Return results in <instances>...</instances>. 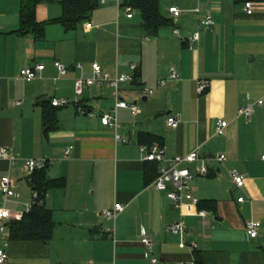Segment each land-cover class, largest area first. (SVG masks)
Listing matches in <instances>:
<instances>
[{
    "label": "crops",
    "instance_id": "obj_1",
    "mask_svg": "<svg viewBox=\"0 0 264 264\" xmlns=\"http://www.w3.org/2000/svg\"><path fill=\"white\" fill-rule=\"evenodd\" d=\"M134 1L107 0L76 29L67 30L51 23L62 16V6L49 17L47 5L54 3L46 0L37 7V21L47 24L38 36L22 30L25 0H0V148L16 162L0 159V185L10 176L19 195L5 200L0 190V209L23 217L42 183L55 224L51 240L44 243L11 240L13 221L7 222L0 252H8L9 264H153V259L190 264L195 251L206 264H264V105L250 120L238 116L242 106L264 100V0H159L170 23L154 36L144 32L141 14L130 5ZM171 7L182 11L179 18L169 13ZM197 11L211 14L215 26L201 29ZM55 62L70 67V73L61 77ZM94 62L112 76L135 77L120 93L139 107L137 116L119 110L118 134L126 143L101 121L115 104L109 86L86 88L83 97H76L75 79L91 76ZM36 64L45 67L40 77L21 79V71ZM131 64L138 66L136 72ZM172 68L178 80L170 79ZM199 81L208 84L203 94L197 92ZM144 89L154 93L147 96ZM53 99L78 101L84 111L74 104L52 108ZM46 114L57 121V129H45ZM169 117L178 120L177 127L167 125ZM220 121L229 123L223 136L215 132ZM155 144L168 157L195 150L206 159L226 157L223 164L209 161L208 175L191 183L201 204L184 207V237L168 232L180 220V210L167 192L155 188L158 166L143 160L140 148ZM70 147L71 157L65 160ZM40 159L51 165L36 182L39 176L25 163ZM185 166L199 169V164ZM232 166L245 177L243 190L227 172ZM241 197L243 204L238 203ZM116 203L126 209L113 239L106 232L112 224L102 212ZM202 211L206 218L199 215ZM250 221L263 223L256 240L246 232ZM143 232L153 240V252L143 246Z\"/></svg>",
    "mask_w": 264,
    "mask_h": 264
},
{
    "label": "built area",
    "instance_id": "obj_2",
    "mask_svg": "<svg viewBox=\"0 0 264 264\" xmlns=\"http://www.w3.org/2000/svg\"><path fill=\"white\" fill-rule=\"evenodd\" d=\"M99 4L104 5L107 3V0H94ZM247 14H253V4L248 2L245 4ZM128 13L132 10L130 8L126 9ZM199 13V11H197ZM169 13L174 18H179L182 14V11L178 7H171ZM199 23L201 29H212L215 26V20L211 14L200 15L199 13ZM178 34V31H176ZM199 39V34L194 36V41ZM193 46L191 45V49ZM54 66L58 71L61 77H65L70 73V67L61 63L55 62ZM77 70L83 69L82 64L76 65ZM131 69L136 72L138 66L136 64H131ZM45 67L42 64H36L34 66L25 67L20 74L21 79L26 82H32L40 77L44 72ZM171 80H178L179 73L176 69L172 68L170 72ZM135 82V77L127 74H119L112 76L111 74L105 72L102 66L94 62L92 64V74L89 77L80 76L75 79V94L77 98H81L84 95L86 88L109 86L112 89L113 98H114V108L112 113L105 114L101 117L102 124L106 127H109L115 132V138L117 141L126 143L127 140L118 134L120 128L118 113L119 110L125 109L129 110L133 116H137L139 113V107L136 104L128 103L121 97V86L124 84H133ZM166 81L163 80L160 82L161 86H165ZM208 88V84L204 81H199L197 83V92L198 94H203ZM143 93L147 96L154 93L153 90L144 89ZM71 104L76 105L79 112H83L84 109L79 106V102L71 103L68 99H53L51 101V106L54 108H64L70 106ZM264 105V100L259 99L255 102H252L246 106H242L238 110V116L246 120H250L256 112V108ZM89 116H92L89 114ZM179 124L178 120L175 117H169L167 120V125L169 127H177ZM229 126V123L226 121L218 122L216 126V135L223 136L226 133V130ZM73 148H67L64 152V159L69 160L71 157ZM143 155V160L146 163H155L158 165V176L155 180V188L159 191L167 192L168 198L172 201L173 206L180 210V220L173 223L168 227V232L174 236L184 237L187 232V225L184 221L186 216L184 212V207L190 203L193 206H198L200 201L192 193L191 183L196 179L197 176H207L209 173L208 162L215 160L223 164L226 160L224 155H221L214 159L203 158L198 150L186 155V156H176L168 157L161 148L160 145L155 144L151 147L142 146L140 148ZM0 159L8 160L12 165L16 162L12 158L9 151L4 148H0ZM262 160L264 161V154L262 155ZM199 164V169L195 172L185 165ZM51 165V162L47 159L40 160H29L25 163L26 169L31 173L36 171L45 170ZM230 176L237 189L243 190L246 186V180L243 175L238 172H231ZM168 186H172V190H168ZM0 190L4 195L5 200L18 198L19 195L16 193V183L10 178V176H5L1 180ZM40 200V195L38 192L33 193V203L28 206L27 213H29L35 203ZM245 197L238 199V203H245ZM126 206L116 203L113 209L106 210L102 212V216L108 223H111L112 226L106 228V232L115 239L116 234V222L119 216L124 213ZM199 215L203 218H206L207 213L202 211ZM22 215H13L7 209H0V234L5 233L7 230V222L11 221H20ZM263 228V223L261 221H250L246 224V232L250 239L256 240L260 236V231ZM143 246L148 252H153V240L146 234L142 233ZM182 248L186 247V244L182 242ZM193 249L197 248V245L192 246ZM153 264H157L158 260L153 259ZM0 264H9V254L6 251L0 252ZM185 264V263H181ZM194 264V262L190 263Z\"/></svg>",
    "mask_w": 264,
    "mask_h": 264
},
{
    "label": "trees",
    "instance_id": "obj_3",
    "mask_svg": "<svg viewBox=\"0 0 264 264\" xmlns=\"http://www.w3.org/2000/svg\"><path fill=\"white\" fill-rule=\"evenodd\" d=\"M45 1L25 0L23 31H34L38 36L44 32L47 24L37 21L36 12L38 5ZM60 3L63 10L62 16L51 23L62 24L67 30L76 29L80 23L87 20L90 14L100 6L94 0H61ZM130 5L141 14L143 30L149 36L156 35L159 30L170 23L161 12L159 0H135ZM45 129L47 131L57 129V121L53 120V117L51 118L48 114L45 115ZM46 169L33 173L35 176H39V180L36 182H40L41 175L44 174ZM37 185L35 191L39 193L40 200L33 205L29 213L24 214L20 221H13L9 224L11 240L42 241L44 243H49L51 240L55 224L51 211L45 205L47 190L42 187V183L40 185L37 183ZM194 258V264H206L197 251L194 253Z\"/></svg>",
    "mask_w": 264,
    "mask_h": 264
},
{
    "label": "rangeland",
    "instance_id": "obj_4",
    "mask_svg": "<svg viewBox=\"0 0 264 264\" xmlns=\"http://www.w3.org/2000/svg\"><path fill=\"white\" fill-rule=\"evenodd\" d=\"M48 8V12L47 14L49 15V17H51L53 14H55L56 11H59L61 9V5L59 2L54 3V4H49L47 5ZM50 10V11H49ZM39 13L41 14V16H44V10H39ZM229 170H227L228 174L230 175L231 172H238V168H236L235 166L229 167ZM239 173V172H238ZM228 183V181H225V186H227L226 184ZM232 188V187H230ZM31 205V204H30ZM10 211V210H9Z\"/></svg>",
    "mask_w": 264,
    "mask_h": 264
},
{
    "label": "water",
    "instance_id": "obj_5",
    "mask_svg": "<svg viewBox=\"0 0 264 264\" xmlns=\"http://www.w3.org/2000/svg\"><path fill=\"white\" fill-rule=\"evenodd\" d=\"M47 2L54 3V0H47Z\"/></svg>",
    "mask_w": 264,
    "mask_h": 264
}]
</instances>
